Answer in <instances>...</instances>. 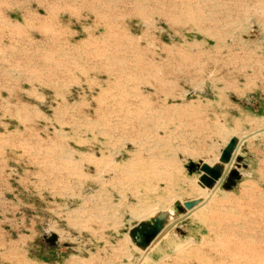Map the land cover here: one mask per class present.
Returning <instances> with one entry per match:
<instances>
[{
  "label": "rangeland",
  "instance_id": "1",
  "mask_svg": "<svg viewBox=\"0 0 264 264\" xmlns=\"http://www.w3.org/2000/svg\"><path fill=\"white\" fill-rule=\"evenodd\" d=\"M263 129L264 0H0V264H264Z\"/></svg>",
  "mask_w": 264,
  "mask_h": 264
},
{
  "label": "water",
  "instance_id": "2",
  "mask_svg": "<svg viewBox=\"0 0 264 264\" xmlns=\"http://www.w3.org/2000/svg\"><path fill=\"white\" fill-rule=\"evenodd\" d=\"M237 137H232L229 143L222 150L220 162L211 166L210 164L202 161L199 165L200 183L207 187L212 188L217 181H219L225 171L224 165L229 163L232 157V153L237 145ZM231 176L236 174L235 171H232ZM179 210L183 212L182 207H179ZM184 213V212H183ZM167 217L166 213H160L156 217L155 225L151 226L145 222L138 224L136 228L131 231V236L134 238L135 242L141 247H147L152 241L158 237H162L164 234L168 233L176 224H169L165 226V218ZM52 245H55L58 241V236L55 233H52L48 239Z\"/></svg>",
  "mask_w": 264,
  "mask_h": 264
},
{
  "label": "bare ground",
  "instance_id": "3",
  "mask_svg": "<svg viewBox=\"0 0 264 264\" xmlns=\"http://www.w3.org/2000/svg\"><path fill=\"white\" fill-rule=\"evenodd\" d=\"M261 131L264 132V129L261 130ZM258 133H259V131H258V132H252V133L250 134V136L248 135V136L243 137V138L237 143V145H236V147H235V149H234V151H233V153H232V157H231L230 162L227 163L226 167L224 168L225 173H224L223 177H222L219 181H217L216 184L213 186V191H212V193L210 194V196H209L204 202H202L199 206H197V207L194 208V209H191V210L185 211L181 217L175 219L174 221H169V222H167V223L165 224V226H167V225H169V224H176V225H177L178 221H180V220H182V219H184V218H188L190 215L193 214V212H194L196 209H198V208H200V207L206 205V204L208 203V201L210 200V198L212 197V195L214 194V192H215L218 188H220V187L222 186V184H223L225 178H226V177L232 172V170H233V168H234V165H235V162H236V160H237L238 157H239V156L237 155V153H236L237 148L240 147V146H242V145L244 144V142H246L250 137H252L253 135H256V134H258ZM176 225H175V226H176ZM165 235H167V233L164 234L163 236H165ZM162 238H163V237H158L157 239H155L154 241H152V242L150 243V245H151V244H156V243L159 242Z\"/></svg>",
  "mask_w": 264,
  "mask_h": 264
}]
</instances>
